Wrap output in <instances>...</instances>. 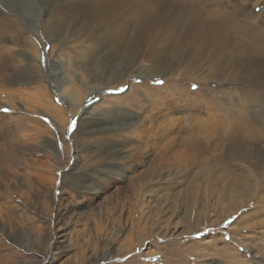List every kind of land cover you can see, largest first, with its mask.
<instances>
[{
    "label": "rangeland",
    "instance_id": "obj_1",
    "mask_svg": "<svg viewBox=\"0 0 264 264\" xmlns=\"http://www.w3.org/2000/svg\"><path fill=\"white\" fill-rule=\"evenodd\" d=\"M244 1L264 14V0ZM74 8L0 0V45L9 48L0 63L15 73L11 97L0 87V131L31 149L12 161L43 208L18 213L12 231L0 214V264H264V227L231 231L247 214L244 222L264 218L253 216L264 208V170L241 157L264 156V77L234 83L182 66L164 74L142 57L126 81H111L136 56L68 43L83 27ZM56 16L69 22L45 31ZM9 97L15 107H1ZM81 122L94 133L82 135ZM137 164L152 181L136 178ZM77 168L80 184L69 181ZM7 195L2 185L0 203ZM237 196L252 202L240 210Z\"/></svg>",
    "mask_w": 264,
    "mask_h": 264
},
{
    "label": "bare ground",
    "instance_id": "obj_2",
    "mask_svg": "<svg viewBox=\"0 0 264 264\" xmlns=\"http://www.w3.org/2000/svg\"><path fill=\"white\" fill-rule=\"evenodd\" d=\"M44 1L57 2L61 6L72 5L75 7L73 11L82 16L81 20H76L74 25L80 24L83 27H73V34H71L73 36L68 43L95 41L102 43L116 56L123 54L128 59L131 54L136 56L128 60L126 70L111 75L109 79L111 81H126L129 71L135 64L142 61V57H145L146 62L149 63L148 69L159 73L164 72V74L172 73L175 67L182 66L186 67L187 71L206 69L211 75L217 74L220 78H226L231 82L234 81V83L244 81L247 84L253 78L264 77V14L257 15L255 8L250 9L244 0ZM79 6L85 8L80 9ZM64 11L65 8L59 13L63 15ZM67 22L69 21H63L61 18L59 19V16H56L45 24V31L48 29L47 32L56 31L61 24L66 26ZM13 40L14 36L10 35L6 41L10 43ZM8 50L9 48L5 45H0V56ZM10 56H13V60L15 59L13 52L10 53ZM13 71L14 67L4 66L0 63V87L9 96L13 94L9 89L15 84ZM259 85L264 87L262 82ZM10 97L3 100L1 107L11 109L15 107ZM45 102L48 104L50 100H45ZM5 119L4 114L0 113V124ZM7 124L4 122V127H8ZM84 125V122L80 123L82 135L86 137L89 134L92 135L95 126L90 128L88 125L87 127ZM8 139V136L0 131V167L3 166L0 170V184L6 187L8 193L4 202L0 203V214L5 213L9 217L7 220L8 231H12L20 227L18 220H16L18 213L25 215L26 211L29 212L33 209L36 213H41L43 208L30 201L31 194L28 195L26 190L31 189L29 186H31L32 181L22 182L21 172L18 173L15 169L17 165L14 166L12 161L14 155L19 160L23 159L26 152L29 153L31 149L25 145L21 138H18L19 143L16 144L8 141ZM193 148L202 151L206 146L205 144H196ZM93 149L100 150L99 147ZM190 151L196 153L193 149ZM97 156L101 155L95 153L94 157ZM241 157L255 170H264L263 154H254V156L253 154L248 156L242 154ZM187 158L191 159L190 157ZM77 169L79 170L70 174L69 181L74 184H80L81 173H83L82 169ZM133 170L137 173L136 178L139 180L143 178L142 180L145 179L150 182L154 178L151 172H140L138 164ZM78 188H82V186H78ZM244 189V194L250 196L251 189L249 188V191H246L248 190L246 187ZM116 191L120 197L122 187L117 186ZM236 200L235 203L239 202L238 209L240 210L252 202V200L242 201L239 196ZM99 204L95 207L102 209L103 205L99 206ZM116 207L122 211L124 205L121 200L118 201ZM68 213L71 212L68 211ZM251 215L252 213L240 217L235 223L236 227L233 226L231 231L240 233L247 230L262 233V230L258 229L264 227V218L253 219L255 221L252 223L244 222L247 220L246 217ZM253 216L254 218L264 217V208L253 213ZM236 254L239 255V253Z\"/></svg>",
    "mask_w": 264,
    "mask_h": 264
}]
</instances>
